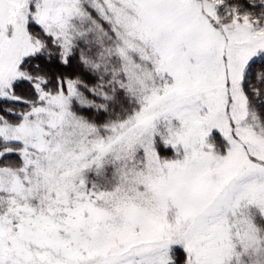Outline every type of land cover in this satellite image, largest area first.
Returning a JSON list of instances; mask_svg holds the SVG:
<instances>
[{"label": "snow or ice", "instance_id": "obj_1", "mask_svg": "<svg viewBox=\"0 0 264 264\" xmlns=\"http://www.w3.org/2000/svg\"><path fill=\"white\" fill-rule=\"evenodd\" d=\"M0 264H264V0H0Z\"/></svg>", "mask_w": 264, "mask_h": 264}]
</instances>
